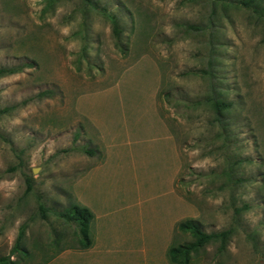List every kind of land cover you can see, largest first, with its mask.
Masks as SVG:
<instances>
[{
	"label": "rangeland",
	"instance_id": "374dc122",
	"mask_svg": "<svg viewBox=\"0 0 264 264\" xmlns=\"http://www.w3.org/2000/svg\"><path fill=\"white\" fill-rule=\"evenodd\" d=\"M96 1L119 44L83 0H0V66H22L0 77V255L21 224L20 264L81 249L57 215L86 206L78 190L105 235L84 264H171L186 218L232 229L190 264H264V19L234 0ZM212 82L233 103L225 131Z\"/></svg>",
	"mask_w": 264,
	"mask_h": 264
},
{
	"label": "trees",
	"instance_id": "16d2710c",
	"mask_svg": "<svg viewBox=\"0 0 264 264\" xmlns=\"http://www.w3.org/2000/svg\"><path fill=\"white\" fill-rule=\"evenodd\" d=\"M234 4L243 8L251 10L257 16L264 19V0H234ZM222 2V0H218ZM83 3L87 7H91L95 10H99L105 16L108 17L112 27V33L116 38V43L119 44V39L122 34L120 26V18L116 13L108 12L104 7L99 6L96 0H83ZM209 21L213 25L212 16ZM194 29H199L198 26H192ZM30 65L28 63L24 64ZM212 61L209 60L208 67L202 69L203 73L214 76V69ZM22 69V66H0V77L16 73ZM211 93L206 97V102L209 103L213 113V121L218 123L222 130H226L227 125L231 121L229 113L233 103L228 100L221 90L211 83ZM32 178L25 177V189L24 193H28L32 189ZM38 208L41 211L42 217H45V206L42 203L38 204ZM57 215L65 222L72 223L75 228V234L77 235V243L81 249H85L91 246L93 239L90 234V227L93 221V212L85 205L80 203L71 202L65 206L62 210L57 212ZM25 225L21 224L18 228L17 235L13 241L12 247L9 253L6 255H0V264H20V260L29 258V250L23 245ZM177 228L183 233H188L191 239L181 243L171 244L166 251L167 258L171 264H190L192 256L203 250L208 244L217 242V249L222 251L227 244V241L231 235L232 229L227 228L220 231L206 232L199 220L194 218H186L177 223ZM62 250V249H60ZM15 256L11 259L10 256Z\"/></svg>",
	"mask_w": 264,
	"mask_h": 264
},
{
	"label": "crops",
	"instance_id": "0c3cea01",
	"mask_svg": "<svg viewBox=\"0 0 264 264\" xmlns=\"http://www.w3.org/2000/svg\"><path fill=\"white\" fill-rule=\"evenodd\" d=\"M98 122H101L100 120ZM127 122L124 123L126 125ZM84 192V191H83ZM76 195L80 198L79 200L82 203H85L86 206L93 212L94 218L96 219L95 222L92 223L94 225L93 227L96 228L94 235H92L93 242L90 247L85 249H72V248H66L62 249L55 257L50 259L46 264H84L85 260H92L97 258L96 256H99L100 250L102 247H104L105 242V235L101 234L100 227H98V222L101 220V213L97 214L95 207L90 205L89 200L86 199L85 196L80 193V191H76ZM126 239V237H123V240ZM14 259V258H11ZM88 261L85 262L87 264Z\"/></svg>",
	"mask_w": 264,
	"mask_h": 264
},
{
	"label": "water",
	"instance_id": "95a60500",
	"mask_svg": "<svg viewBox=\"0 0 264 264\" xmlns=\"http://www.w3.org/2000/svg\"><path fill=\"white\" fill-rule=\"evenodd\" d=\"M35 171V170H34Z\"/></svg>",
	"mask_w": 264,
	"mask_h": 264
}]
</instances>
